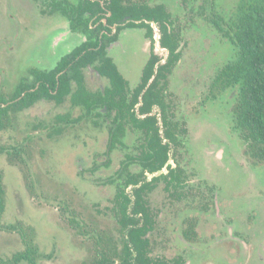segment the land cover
Masks as SVG:
<instances>
[{
	"label": "rangeland",
	"instance_id": "rangeland-1",
	"mask_svg": "<svg viewBox=\"0 0 264 264\" xmlns=\"http://www.w3.org/2000/svg\"><path fill=\"white\" fill-rule=\"evenodd\" d=\"M171 1L168 7L181 36V59L169 74L166 98L179 127L185 128L171 160L180 164L185 185L165 189L158 180L152 186L148 204L161 211L151 235L152 255L181 256L189 263L190 255L185 254L189 244L178 237L189 218H200L194 207L202 206L205 264H264V160L249 155L234 124L236 89L210 91L216 71L234 54L210 19L215 13L227 17L236 12L239 0ZM41 9L33 0H0V95L4 97L27 66L45 60L48 68L81 40L69 34L56 38L65 26L53 17L48 19ZM118 41L120 46L111 50L110 57L133 88L150 43L137 28L126 30ZM64 112L42 100L10 115L0 130V145L11 152L0 154L4 192L0 260L22 250L26 235L37 247L36 264H92L98 252L106 254L109 243L119 237L111 209L116 186L109 179L136 134L127 131L124 143L128 147L108 156L104 154L105 127L83 122L68 128L61 121V129L55 132L56 115ZM215 193L222 220L210 218ZM223 220L247 244L229 243L225 223L216 228V222ZM220 230L222 240H218Z\"/></svg>",
	"mask_w": 264,
	"mask_h": 264
},
{
	"label": "flooded vegetation",
	"instance_id": "flooded-vegetation-1",
	"mask_svg": "<svg viewBox=\"0 0 264 264\" xmlns=\"http://www.w3.org/2000/svg\"><path fill=\"white\" fill-rule=\"evenodd\" d=\"M35 3L43 6L41 11L49 16V18L53 17L59 24L65 26L62 33L58 34L56 38L61 37L62 34L67 36H79L81 40L75 42L76 44L72 46L68 52L61 54L58 59L54 62V64L48 68H45L46 61L44 60L41 63L36 62V65L27 66L25 68V74L19 76L17 83L14 85L12 92L9 94V98L17 85L21 81H25V83H31L33 80L32 73L37 71L43 72V77L41 80L47 81V75L51 72L56 73L55 77L57 78V88L55 90V94L59 98L56 99H41L39 101H50L56 107H61L65 109V114H57L56 115V123L53 124V129L55 132H58L61 129V126L58 122L64 121L71 128H75L77 125L87 122L96 127L102 126L106 128V136L104 138L105 151L104 154L110 155L117 148L126 147L124 143L125 135L127 131H132L136 134V139L132 146L128 151L124 152V159H121L120 166L115 170V175L110 177L109 181L111 183H115L116 190L114 196L112 198V206L111 209L114 213L116 223L119 226V237L113 243H109L107 253L104 255L107 257L106 259L112 264H123L125 259L130 264H139V259H135L137 256L136 252L131 248L130 254L131 257L124 255V243L128 241V237L126 235L127 228L132 226H143L144 232H139V236L141 239L146 241V257L152 258L157 262H165L167 264H192L191 261H195L197 264H205V261L202 260V206L194 207L197 212L194 214L198 215L200 213V218L198 220L192 219L194 216L189 218L188 222L184 223V228L181 233L182 236H176L182 242H186L189 244L190 249L185 251V254L190 255L189 263L183 259L181 256H176L172 258H159L152 255V242L153 239L151 235L154 230H156L157 220L159 219V214L161 211L153 210L152 207L149 206L148 195L152 191L154 187L153 184L162 180L164 182L163 188L167 189L168 187L177 188L185 185V179L182 176L183 170L180 167V164H174L171 160L173 149L176 148L177 144L180 143V135L185 131V128L179 127L181 126L177 120L174 119L173 111L170 109V101L166 98V86L169 74H171L174 70V66L181 59V51H180V33L175 28L174 18L171 15V11L168 7L169 2L171 0H33ZM162 1V2H161ZM145 5L148 8H156L157 6H161L167 15V21H170L169 32L171 36H174L177 42L176 49L174 52L178 54V57L173 62V64L169 67L168 71L164 72V79L160 81V88L162 92V98L165 103V114L167 118L174 124L171 132L175 138V142H171L168 138H165L163 135V124L161 120V110L157 104H153L150 111L148 112H139V107L141 105V95L148 88V86L152 83L157 73V69L159 65L164 64L169 57L170 50L163 46L160 42L161 31L158 23L152 19L145 17L142 13L135 14L133 12L130 13L135 7L140 10V6ZM201 8L197 11V14L201 15L203 13L204 6L201 5ZM114 9V10H113ZM116 13H115V12ZM227 17H223L220 14L212 15L210 21L213 23L215 28L223 34V31L219 29L218 24L215 21L219 22L220 26L222 21H228L230 17L234 14ZM63 19V20H62ZM62 21H64L62 23ZM131 28H137L141 31L142 38L145 36L150 43V51L146 62L152 55L156 56V62L153 65V72L151 76L148 78L147 83L144 88L141 90L140 95L138 97V102L134 105L132 111L134 112V117L136 122H134L130 116H122L118 108L113 107L110 104V101L113 99H118V95L111 90L113 88V84L109 75L100 71L101 66L104 63V59L107 57L113 62V59L110 57V52L113 48H118L119 45V37L126 30ZM59 31V30H58ZM144 33V34H143ZM88 36L93 39V41L98 40L97 45H87ZM225 38L229 41L234 50V46L230 42L229 38L225 35ZM57 41V40H56ZM92 41V43H93ZM74 44L73 41H71ZM91 44V43H90ZM62 46V45H61ZM159 51H164L165 56L161 57L159 55ZM142 67V69H143ZM117 71L119 72L117 66ZM119 74L122 76L124 80V90L126 91L127 97H130L129 93L139 84L141 74L139 77L138 83L133 87H129V80L124 77L120 72ZM64 76L66 81L65 88L63 92L59 90V76ZM25 78V79H24ZM40 83L37 82V86ZM25 91L22 92V95ZM3 96V95H2ZM4 97V96H3ZM15 98L14 100L18 99ZM37 101V102H39ZM35 102V103H37ZM34 103V104H35ZM88 103V104H87ZM33 104V105H34ZM32 105V106H33ZM31 107V106H30ZM27 108H12L9 109V117L14 116L15 112H23ZM67 110V111H66ZM154 116L157 119V123L159 125V132L162 137V143L168 144V160L165 162L161 169L157 171L149 172L144 170V173L141 174L142 171V161L145 155L142 154L145 149V138L143 129L141 126L137 124L140 121L146 119L147 117ZM10 120V118L8 119ZM85 123V124H87ZM77 128V127H76ZM182 130V131H181ZM113 140V145L110 144V140ZM128 147V146H127ZM126 147V148H127ZM15 153V151H14ZM168 166L173 168L177 173H173L177 179H171L173 175L168 174ZM129 174H134L138 176V182L136 184H128L124 186V193L128 195L130 201L126 206V216L122 214L123 208H121L118 203L123 199H118V187L123 185L124 179ZM160 175H166L165 177H160ZM157 179H154L156 178ZM171 179V180H170ZM184 179V180H183ZM171 182H167V181ZM149 183V187H142L138 194L139 205L137 206L138 211H134V202L136 200V196L134 194V188L141 187L145 183ZM153 186V187H152ZM123 187V186H122ZM178 197V195H177ZM142 209L145 210L146 215L143 216ZM189 209V208H187ZM213 209L214 215L210 216L212 219L222 220V213L219 211L218 202L216 198V193L213 195ZM134 212H133V211ZM235 212V211H234ZM195 218V217H194ZM130 219H136L137 222L135 225L129 222ZM222 223L226 225V233L232 243L233 241H239L241 244H247L245 240L240 239L237 235L234 234V229L232 224H228L223 221H217V229L222 226ZM217 234L220 235L218 240H222V230L217 231ZM107 243V244H108ZM120 247L118 248V246ZM194 246V247H193ZM192 250V253H190ZM115 251V253H114ZM197 252V253H196ZM99 254L97 258H99ZM123 259V260H122ZM208 261H206L207 264Z\"/></svg>",
	"mask_w": 264,
	"mask_h": 264
},
{
	"label": "trees",
	"instance_id": "trees-1",
	"mask_svg": "<svg viewBox=\"0 0 264 264\" xmlns=\"http://www.w3.org/2000/svg\"><path fill=\"white\" fill-rule=\"evenodd\" d=\"M133 12L135 14L142 13L145 17L152 18L158 23L161 31L160 42L170 50L167 61L158 66L154 80L142 93V103L139 107V112H148L153 104H157L162 112L163 135L171 142H175V138L171 132L174 124L165 114V103L159 85L160 81L164 79V72L169 70V67L178 57V54L174 52L177 46L176 39L169 32V25L171 23L167 21V15L161 6L148 8L145 5H141L140 10L135 7L130 13L133 14ZM222 22L220 26V23L215 21L219 26L218 28L223 31V34L229 38L234 46V54L227 63L216 71L210 83V91L211 94H215V91L222 92L228 88L236 89L235 101H233L234 103L232 105L234 124L242 140L246 143L249 155L258 160H264V0H239L236 12L228 21ZM92 41L93 39L88 36L87 45H97L98 40L93 41V43ZM155 62L156 56L152 55L142 69L139 84L132 92H129L131 93L130 97H127L126 91L124 90L125 82L122 76L108 57L104 59V63L100 68L102 73L106 72L111 78L113 84L111 92H115L119 97L117 100H111L110 104L118 108L122 116H130L134 122H136V119L132 109L138 102L140 92L153 72ZM55 74L51 72L47 75L48 80L42 81L43 72L36 70L32 73L33 80L31 83H25L26 80L21 81L9 98L0 95V130L5 128L8 122L9 109L27 108L41 99H59L55 94V90L58 87ZM37 82L40 83L38 86L36 85ZM58 82L59 90L63 92L67 88L63 75L59 76ZM23 91L25 93L22 95ZM17 97L19 98L14 100ZM137 124L143 129L145 138V149L142 151V154L145 156L143 158L141 157V174L144 173V170L149 172L157 171L168 160V144L162 143V137L159 132L160 127L156 117H147L140 121V123L137 122ZM110 144H114L112 139L110 140ZM4 153L7 155L11 154L8 149L0 145V154ZM167 168L169 170L168 174L173 175L175 170L170 166ZM175 173L177 172L175 171ZM165 176L160 175V177ZM154 179H157V177ZM171 179L177 178L173 175ZM138 180V176L129 174L123 181V187H118L117 198L123 199L119 201L118 205L123 208L122 214L124 216L127 215L125 208L130 201L128 195L124 193V186L130 183L136 184ZM176 181H179V179ZM167 182L171 181L168 180ZM145 186L149 187V183L146 182L141 187L134 188L136 200L133 206L135 212L138 211L136 205H139L138 200L140 196L138 191ZM3 195L0 174V214L4 207ZM142 213L143 216L146 215L143 209ZM129 222L135 225L137 220L130 219ZM143 226L144 224L127 228L126 235L129 240L124 243V255L131 257L130 249L132 248L137 254L135 259H139V264H167L146 257V241L139 236V232H144ZM8 227L15 229L14 225ZM22 239L25 245L24 248L15 252L7 259H1L0 264H19L20 262L36 264V256L38 254L36 245L32 240H28L30 238L26 235L22 236ZM98 254L100 257L95 258L92 264H112V262L106 259L107 257L103 251L102 253L98 252ZM123 261V264H130L127 259Z\"/></svg>",
	"mask_w": 264,
	"mask_h": 264
}]
</instances>
